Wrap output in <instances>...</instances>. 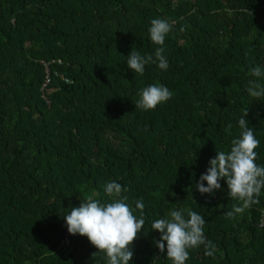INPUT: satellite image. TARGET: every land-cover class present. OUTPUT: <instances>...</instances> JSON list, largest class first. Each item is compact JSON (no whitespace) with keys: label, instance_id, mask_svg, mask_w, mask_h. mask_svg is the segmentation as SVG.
<instances>
[{"label":"trees","instance_id":"obj_1","mask_svg":"<svg viewBox=\"0 0 264 264\" xmlns=\"http://www.w3.org/2000/svg\"><path fill=\"white\" fill-rule=\"evenodd\" d=\"M155 18L175 21L168 69L134 73L130 52L154 57L159 47ZM44 61H55L45 88ZM255 66L264 68V0H0V264H107L63 218L90 195L110 202L112 181L128 189L137 217L135 202L144 203L129 264H172L151 225L179 207L205 219L216 249H189L185 264H264V189L231 219L238 201L225 181L212 196L196 188L240 136L246 110L264 166V99L246 90ZM152 84L171 99L136 108Z\"/></svg>","mask_w":264,"mask_h":264},{"label":"clouds","instance_id":"obj_2","mask_svg":"<svg viewBox=\"0 0 264 264\" xmlns=\"http://www.w3.org/2000/svg\"><path fill=\"white\" fill-rule=\"evenodd\" d=\"M174 24L175 21L166 18L151 20L150 39L159 47L155 50L154 57L132 50L127 57V66L132 72L142 75L145 66L153 63L158 64L161 70L168 69L164 45ZM250 75L257 79L248 82L246 90L249 96L255 100L264 99V84L259 82V78L264 77V68L252 67ZM172 95L166 86L152 84L141 90L135 107L144 111L155 110L158 105L170 100ZM247 116L246 110L238 121L240 136L232 139L230 151L217 152L215 158L209 161L206 173L200 176L196 184L202 195L212 196L221 189L220 181H225L229 197L238 201L231 211L225 213L231 219L258 204L261 190L264 189V166L255 163V150L260 141L254 135L253 128L249 127L245 119ZM231 128L232 125L229 124L225 131L231 134ZM104 191L110 202L102 203L94 198L95 194L90 195L79 207H72L63 219L69 234L86 237L97 251L106 254L107 264H129L133 258L132 245L145 224L144 203L142 200L135 202V209L140 213L137 217L127 203L128 196L122 195L128 191L127 188L112 181L106 184ZM205 223V219L190 208H176L166 218L152 223L153 231L160 233L159 241L154 243L160 253H166L172 264H185L189 259V249L201 246L205 249L206 256H214L216 249L212 241L206 239Z\"/></svg>","mask_w":264,"mask_h":264},{"label":"built area","instance_id":"obj_3","mask_svg":"<svg viewBox=\"0 0 264 264\" xmlns=\"http://www.w3.org/2000/svg\"><path fill=\"white\" fill-rule=\"evenodd\" d=\"M55 61H50V62H47V61H44L42 62V64L45 66V73H46V78H45V84H44V88L49 85L51 83V79H52V72H51V65H53ZM58 63H61V61H58ZM63 78V76H62ZM65 81L67 83H70L69 80L65 79ZM260 227L264 228V212H263V216H262V220H261V223H260ZM70 237H67L64 241V243L66 245H69L70 244Z\"/></svg>","mask_w":264,"mask_h":264}]
</instances>
